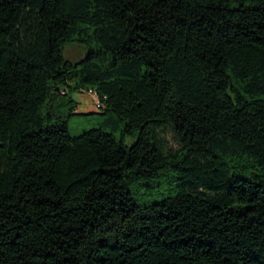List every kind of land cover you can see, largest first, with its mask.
<instances>
[{"label":"trees","instance_id":"trees-1","mask_svg":"<svg viewBox=\"0 0 264 264\" xmlns=\"http://www.w3.org/2000/svg\"><path fill=\"white\" fill-rule=\"evenodd\" d=\"M0 264H264V0H0Z\"/></svg>","mask_w":264,"mask_h":264},{"label":"rangeland","instance_id":"rangeland-1","mask_svg":"<svg viewBox=\"0 0 264 264\" xmlns=\"http://www.w3.org/2000/svg\"><path fill=\"white\" fill-rule=\"evenodd\" d=\"M66 56L75 60L81 57L83 54V50L77 46H68L66 47ZM73 99L78 103L77 111L79 113H89V112H98V108L96 107L97 99L93 94L88 92H74ZM89 129V126L82 123V118L74 117L71 118L68 124V131L71 136H76L82 133L84 130ZM132 139H127V143H132Z\"/></svg>","mask_w":264,"mask_h":264},{"label":"built area","instance_id":"built-area-1","mask_svg":"<svg viewBox=\"0 0 264 264\" xmlns=\"http://www.w3.org/2000/svg\"><path fill=\"white\" fill-rule=\"evenodd\" d=\"M88 93L93 94V95L95 96V94H94L92 91H88ZM95 97H96V96H95ZM96 99H97V98H96ZM99 106H100V105H99V102H98V100H97L96 107L99 108Z\"/></svg>","mask_w":264,"mask_h":264}]
</instances>
